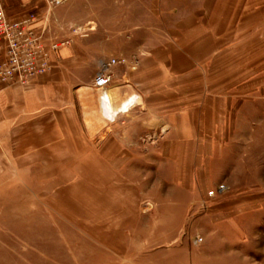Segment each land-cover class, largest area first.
I'll list each match as a JSON object with an SVG mask.
<instances>
[{
    "label": "rangeland",
    "instance_id": "1",
    "mask_svg": "<svg viewBox=\"0 0 264 264\" xmlns=\"http://www.w3.org/2000/svg\"><path fill=\"white\" fill-rule=\"evenodd\" d=\"M66 6L50 13L53 41L68 40L67 17L56 15ZM214 6L202 67L172 81L165 100L198 107L202 145L161 159L168 145L156 133L140 137L130 146L136 158L122 163L28 159L20 175L0 177V264H264V0H251L246 17L242 0L232 15L226 0ZM120 50L113 66L138 75L147 49ZM196 163L204 176L187 175L191 206L164 201L182 194L176 169L190 174Z\"/></svg>",
    "mask_w": 264,
    "mask_h": 264
},
{
    "label": "crops",
    "instance_id": "2",
    "mask_svg": "<svg viewBox=\"0 0 264 264\" xmlns=\"http://www.w3.org/2000/svg\"><path fill=\"white\" fill-rule=\"evenodd\" d=\"M217 1L68 0L65 10L56 15L65 13L71 25L66 38L71 41L53 58L50 71L26 87L0 83V177L20 175L28 159L98 158L122 163L136 158L130 146L137 145L145 134L157 133L168 145L163 147L161 159L180 160L187 149L195 152L203 142L202 121L196 118L198 107L165 100L175 84L172 81L188 78L202 67L204 48L209 47L204 46V34L210 30L209 17ZM235 1L226 0L230 15ZM242 1L246 17L251 0ZM5 9L10 20L19 21L29 15L40 17L46 5L44 0H5ZM41 25L42 21L37 23ZM77 27L83 32L82 40L73 37ZM122 48L147 50L139 58V76L111 67L112 82L106 89L111 104L106 106L101 91L93 88V76L111 57L124 56ZM177 88L173 89L176 93ZM96 136L104 145L92 155ZM108 144L113 145L109 151ZM196 166L190 174L176 169L174 175L180 178L173 182L182 197H163L164 201L191 206L187 175L190 182L193 175L204 176L201 165Z\"/></svg>",
    "mask_w": 264,
    "mask_h": 264
},
{
    "label": "built area",
    "instance_id": "3",
    "mask_svg": "<svg viewBox=\"0 0 264 264\" xmlns=\"http://www.w3.org/2000/svg\"><path fill=\"white\" fill-rule=\"evenodd\" d=\"M44 2L46 10L40 17L29 15L25 19L12 21L6 14L5 0H0L1 84L28 86L35 77L50 71L53 58L59 56L63 45L70 43V39L63 42L51 40L48 26L50 13L68 0ZM40 21L42 25L37 26ZM116 64V60L110 61L107 68H103L94 80V87L104 94L112 82L108 67Z\"/></svg>",
    "mask_w": 264,
    "mask_h": 264
},
{
    "label": "bare ground",
    "instance_id": "4",
    "mask_svg": "<svg viewBox=\"0 0 264 264\" xmlns=\"http://www.w3.org/2000/svg\"><path fill=\"white\" fill-rule=\"evenodd\" d=\"M107 93H108V92H106V93L101 97L102 102H103L106 106H108L109 104H111V97H110V95L107 94ZM125 106H126V105H125ZM123 109L125 110L126 108L123 107ZM109 111H111L110 107H109ZM109 113H110V112H109ZM112 114H114V113L112 112ZM109 115H111V114H109Z\"/></svg>",
    "mask_w": 264,
    "mask_h": 264
}]
</instances>
